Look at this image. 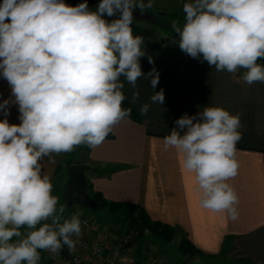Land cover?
<instances>
[{
  "label": "clouds",
  "instance_id": "obj_1",
  "mask_svg": "<svg viewBox=\"0 0 264 264\" xmlns=\"http://www.w3.org/2000/svg\"><path fill=\"white\" fill-rule=\"evenodd\" d=\"M152 6L153 0H100L93 11L87 0L75 6L64 0L0 3V76L11 89L0 109L7 116L9 104L18 105L20 121L0 120V264H39L40 250L74 248L82 221L74 214L61 222L66 209L57 207L41 161L100 145L130 115L122 107L121 77L135 88L147 75L155 89L159 73L142 71L144 41L132 28L133 10ZM183 11V26L172 22L181 51L217 71L245 69L248 84L264 83V65L257 63L264 59V0H190ZM151 101L162 105L163 89ZM148 109L142 105L141 114ZM175 124L163 138L164 150L182 155L203 208L237 219L239 197L228 181L239 169V114L206 106Z\"/></svg>",
  "mask_w": 264,
  "mask_h": 264
},
{
  "label": "crops",
  "instance_id": "obj_2",
  "mask_svg": "<svg viewBox=\"0 0 264 264\" xmlns=\"http://www.w3.org/2000/svg\"><path fill=\"white\" fill-rule=\"evenodd\" d=\"M64 2L75 6L83 1ZM186 2L190 0H153V6L144 11L178 12ZM141 37L145 52L140 59L142 71L148 74L155 69L159 83L152 89L150 77L144 75L133 88L124 77L120 78L125 99L134 107L140 121L128 116L113 127L111 138L90 147L87 165L99 172L88 176L94 190L108 200L139 204L152 219L177 227L180 235L201 250L203 256L194 260L206 264H264V83H246L242 79L245 69L234 73L217 71L206 61L201 62L202 58H191L179 48L177 34L167 38L170 50L157 40L158 35L155 40ZM161 89L164 103H152L153 92ZM137 91L139 96L133 100ZM9 99L11 89L0 76V103ZM144 104L149 109L141 114ZM206 106L222 107L240 117L241 139L236 145L239 169L228 181L239 197L235 220L226 213L203 208L194 174L184 169L182 155L175 149L163 148V138L176 127L177 119L185 113L195 115ZM7 112L6 116L0 109V120L7 118L9 123H20L18 105L9 104ZM82 146L41 161L53 185L52 194L59 199L58 208L67 199L66 162L72 153L79 161L76 155H82ZM69 215L63 214L61 222ZM86 236L92 238V234ZM40 259L47 263L43 255ZM89 260L90 264H99L93 258Z\"/></svg>",
  "mask_w": 264,
  "mask_h": 264
},
{
  "label": "rangeland",
  "instance_id": "obj_3",
  "mask_svg": "<svg viewBox=\"0 0 264 264\" xmlns=\"http://www.w3.org/2000/svg\"><path fill=\"white\" fill-rule=\"evenodd\" d=\"M97 6H90V8L94 11L96 10ZM133 11H136L138 15L133 14L132 25L153 28L159 36L157 40H159L161 44L164 43V46L168 50H170L171 45L167 42V38H171V36L176 34L172 29V22L177 21L179 26H183V24L185 23V13L183 9L178 10V12L166 11V15H156L154 12L153 14H151L152 16H148V13L146 11L142 13L138 8L134 9ZM105 19L110 22L111 20L115 19V16L105 17ZM162 25H164V27ZM81 152L82 154L86 153L83 148ZM76 156L79 160H81L80 158L82 157V155ZM66 204L67 199H64L62 205L66 206ZM74 208L76 211H81L82 209H84L80 205H75ZM91 213L103 225L108 226L113 234H120L122 232L133 234L132 245H130L129 250L126 252L127 255H124V257L122 258V262H120L119 264H134L135 258H137L136 255L138 254L142 257V263L140 264H144L146 257H148L150 254L159 264H182L183 259H186V256H183L180 253L178 249L179 242H177L176 240L167 243L164 242V240L160 237L147 236L145 238H141L138 231L127 228L124 223L115 220L112 216L102 217L98 212L92 211ZM64 218L66 219L67 217ZM49 254V251L40 250V255H43L47 259L49 257ZM172 255H175V257H173L174 261L172 260ZM196 261H199V264H206L200 262V260H194L193 258L191 260H187V262L183 264H195ZM39 264H43L41 259L39 261Z\"/></svg>",
  "mask_w": 264,
  "mask_h": 264
},
{
  "label": "trees",
  "instance_id": "obj_4",
  "mask_svg": "<svg viewBox=\"0 0 264 264\" xmlns=\"http://www.w3.org/2000/svg\"><path fill=\"white\" fill-rule=\"evenodd\" d=\"M150 14H153V13H150ZM162 26L164 27V25ZM132 28H133V34H138V35H141V36L153 39V40L157 38L156 32L153 28L141 27L138 25H132ZM257 63L264 65V59L258 60ZM122 107L125 109H131V113L129 117L133 118L136 121H140V117L138 113L136 112V110L130 104L128 100L125 99L123 101ZM111 137H112V134L109 133V135L106 138H111ZM82 148L84 149L86 153L82 154V157L80 158L81 160L76 161L75 158H73V153H72L66 163L67 164L84 163L87 165V162L89 160L88 154L90 152V147L87 145H83ZM87 166H88V170L86 171V175H87L86 180L88 181L87 193L94 200L98 202L100 209L97 212L100 214V216L102 217L112 216L115 220L121 221L127 226V228H130L132 230H136L134 227V223L139 221L148 230H150V233H151L150 236L160 237L161 239L164 240V242H167V243H170L174 241L176 238L180 237L178 241L179 242L178 249L183 256L184 255L186 256L187 260H191L195 256H201V255L203 256V254L201 253V250L197 249L190 242V240H188L186 236L180 235V230L177 227L161 222L159 220L152 219V217L148 214V212L141 205L136 204V203H123L119 201L108 200L103 196V194L95 191L92 185V182L89 180L88 176L91 173L98 174L99 172L96 168H91L89 165ZM74 207H72L71 209H67V206H65L66 210L63 214L64 215L71 214L75 210ZM138 233L141 236V238L147 237V236L141 235L139 231ZM136 256L137 258H135L134 264H140L142 257L139 254ZM186 259H183L182 264L187 262Z\"/></svg>",
  "mask_w": 264,
  "mask_h": 264
},
{
  "label": "built area",
  "instance_id": "obj_5",
  "mask_svg": "<svg viewBox=\"0 0 264 264\" xmlns=\"http://www.w3.org/2000/svg\"><path fill=\"white\" fill-rule=\"evenodd\" d=\"M79 214L82 221L81 235L73 236L75 246L71 250L67 246L62 247L58 254L50 252L46 264H90L89 258L95 259L99 264H119L132 245L133 234L122 232L113 234L110 228L98 221L93 214L82 209L72 212L67 218ZM66 218V219H67ZM86 234H92L87 238ZM109 249V251H108ZM144 264H159L150 254Z\"/></svg>",
  "mask_w": 264,
  "mask_h": 264
},
{
  "label": "water",
  "instance_id": "obj_6",
  "mask_svg": "<svg viewBox=\"0 0 264 264\" xmlns=\"http://www.w3.org/2000/svg\"><path fill=\"white\" fill-rule=\"evenodd\" d=\"M77 1L84 2V0ZM87 3L88 6L95 7L100 3V0H87ZM133 14L138 15L136 11H133ZM155 14L165 15L166 12L156 11ZM119 15L120 14L117 13L115 15V19L119 18ZM148 16L152 15L148 13ZM66 168L69 175L65 192V196L67 198V209H71L75 205H80L90 211L97 212L100 209L98 202L87 193L88 181L86 180V171L88 170V166L84 163H71L68 164ZM134 227L141 233V235L150 237V230H148L141 222H135Z\"/></svg>",
  "mask_w": 264,
  "mask_h": 264
}]
</instances>
